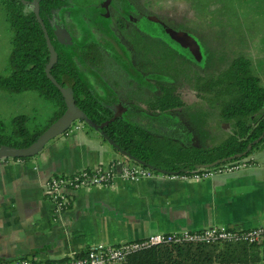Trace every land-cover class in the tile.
Segmentation results:
<instances>
[{"label": "trees", "instance_id": "1", "mask_svg": "<svg viewBox=\"0 0 264 264\" xmlns=\"http://www.w3.org/2000/svg\"><path fill=\"white\" fill-rule=\"evenodd\" d=\"M32 1L0 0L11 32L6 75H0V91L9 94L33 92L51 105L52 112L42 125L23 114L7 121L0 120V148L27 147L64 111L59 91L45 75L49 55ZM97 1L87 12L89 23L79 27L78 21L82 22L86 12L80 8L75 18L80 36L67 48L56 37L51 18L68 0H38V16L54 52L48 74L61 89L70 91L72 105L90 123L83 125L131 164L153 175L189 177L249 163L247 158L264 145V88L251 72L248 58L233 57L216 74L194 72L191 88L200 101L198 107L204 104L216 108V128L223 134V139L215 146L198 148L192 144L188 127L169 113L170 109L183 106L179 99L174 102L169 93L173 86L167 82L157 94L144 99L143 104L149 111L128 106L121 116L114 114L115 98L95 73L100 72L104 55L115 58L129 71H133V66L126 62L116 43L113 45L122 57L106 47V42L113 39L95 20L101 10V0ZM72 3L79 6L75 0ZM101 33L109 39L102 38ZM137 61L136 65L144 64ZM223 123L228 125L227 131L220 128ZM91 126L101 128L93 130ZM260 261V247L255 244L184 242L141 249L120 264H260Z\"/></svg>", "mask_w": 264, "mask_h": 264}, {"label": "crops", "instance_id": "2", "mask_svg": "<svg viewBox=\"0 0 264 264\" xmlns=\"http://www.w3.org/2000/svg\"><path fill=\"white\" fill-rule=\"evenodd\" d=\"M80 8L68 0L52 15L53 19L59 13L60 38L53 30L59 41L64 39L60 42L64 47H72L78 39L80 30L70 20L78 17ZM111 59L104 57L101 73L113 64ZM96 77L101 79L99 74ZM138 99L140 105H126L123 110L115 111L114 106V114L121 116L128 106L149 111L144 99ZM73 123L34 156L0 160V261L25 258L31 264L50 263L81 255L93 244L118 245L211 227L264 226V145L247 158L249 163L205 178L152 175L129 182L114 175L107 186L66 191L67 209L52 217L43 194L49 178L130 163L94 131Z\"/></svg>", "mask_w": 264, "mask_h": 264}, {"label": "rangeland", "instance_id": "3", "mask_svg": "<svg viewBox=\"0 0 264 264\" xmlns=\"http://www.w3.org/2000/svg\"><path fill=\"white\" fill-rule=\"evenodd\" d=\"M75 1L86 10L82 22L78 21L80 27L89 23L87 12L98 1ZM100 8L96 17L113 39L106 47L122 57L113 45L116 43L133 66L129 71L113 58L107 72L104 68V74L96 73L113 97L120 94L114 97L115 111L140 105L137 98L157 94L167 82L173 86L169 93L174 102L179 99L183 106L170 109V113L188 127L196 147L210 148L223 139V134L216 128V108L198 107L200 101L191 88L194 72L219 73L233 57L242 55L264 88V0H102ZM59 20L56 12L51 25L60 38ZM70 22L76 27L75 18ZM76 35L79 37L80 32ZM10 36L0 7V75H6ZM100 36L109 39L104 33ZM137 59L144 64L136 65ZM51 112V105L33 92L0 91L2 121L23 114L42 125ZM221 129L227 131L228 125Z\"/></svg>", "mask_w": 264, "mask_h": 264}, {"label": "built area", "instance_id": "4", "mask_svg": "<svg viewBox=\"0 0 264 264\" xmlns=\"http://www.w3.org/2000/svg\"><path fill=\"white\" fill-rule=\"evenodd\" d=\"M241 164L232 167L221 168L202 175L189 176L200 179L214 172L233 170ZM117 171V173H116ZM114 175L129 182H137L151 177L153 174L131 163H113L104 168L95 167L91 170H81L70 176L56 175L49 178L44 185L43 194L51 204V216L57 217L64 212L69 200L66 191L78 190L87 186H107ZM171 178L183 176H169ZM216 243V242H245L260 247V260L264 264V226L247 230H231L227 228L211 227L196 232H181L174 234H155L142 240L124 242L118 245L93 244L80 256H71L65 260L40 264H120L127 256L141 249L157 244L179 243ZM0 264H31L25 258L0 261Z\"/></svg>", "mask_w": 264, "mask_h": 264}, {"label": "water", "instance_id": "5", "mask_svg": "<svg viewBox=\"0 0 264 264\" xmlns=\"http://www.w3.org/2000/svg\"><path fill=\"white\" fill-rule=\"evenodd\" d=\"M33 13L38 21L44 38H45V44L48 50V63L45 67V75L47 79L54 85V87L59 91L63 102H64V111L62 115L52 122L42 133H40L36 139L29 144L27 147L21 148V149H14V148H7V147H1L0 148V160L1 159H20V158H28L32 157L35 154H37L44 145L52 140L54 137L60 135L63 131L66 130L72 124L73 122H80L85 125H90L89 121L82 115L78 110L74 108L71 102V93L68 89H61L55 82L52 80V78L49 76L48 71L49 68L54 61V52L52 50V47L50 45L49 39L46 35L44 26L38 16V0H33ZM92 127V126H91ZM227 124H221V128H226ZM93 130H97L98 128H101V126L98 127H92Z\"/></svg>", "mask_w": 264, "mask_h": 264}]
</instances>
